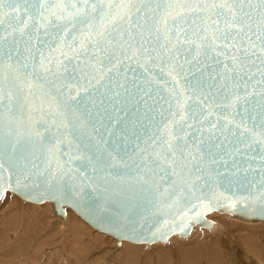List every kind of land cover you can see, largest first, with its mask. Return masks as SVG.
<instances>
[{"label": "water", "instance_id": "water-1", "mask_svg": "<svg viewBox=\"0 0 264 264\" xmlns=\"http://www.w3.org/2000/svg\"><path fill=\"white\" fill-rule=\"evenodd\" d=\"M132 243L264 222V0H0V198Z\"/></svg>", "mask_w": 264, "mask_h": 264}, {"label": "rangeland", "instance_id": "rangeland-1", "mask_svg": "<svg viewBox=\"0 0 264 264\" xmlns=\"http://www.w3.org/2000/svg\"><path fill=\"white\" fill-rule=\"evenodd\" d=\"M25 202L5 192L0 199V264H264V222L213 212L212 230L195 227L187 238L139 244L136 253L98 232L67 208ZM79 222L80 229L73 226Z\"/></svg>", "mask_w": 264, "mask_h": 264}, {"label": "bare ground", "instance_id": "bare-ground-1", "mask_svg": "<svg viewBox=\"0 0 264 264\" xmlns=\"http://www.w3.org/2000/svg\"><path fill=\"white\" fill-rule=\"evenodd\" d=\"M7 192H9V191H7ZM3 197V196H2ZM1 197V198H2ZM0 198V199H1ZM20 198V197H19ZM23 200V199H22ZM24 201V200H23ZM25 202H27V201H25ZM46 202H50V201H46ZM33 204H35V203H33ZM40 205L41 206H44V205H46L45 204V202H43V203H40ZM45 207V206H44ZM66 214H67V208H66ZM57 215V214H56ZM58 216V215H57ZM65 218H66V215H65ZM64 218V219H65ZM83 220V219H82ZM65 221L68 223V220H66L65 219ZM263 222V221H262ZM215 223V222H214ZM73 226H75L77 229H80V227H81V225L79 224V222H77V223H74L73 224ZM215 226H217V223H215L214 224V226H212L211 228H209V230H212ZM197 227H199V226H197ZM93 228V227H92ZM200 228H205V227H200ZM205 229H207V228H205ZM96 230V229H95ZM98 232H100V231H98ZM102 233V232H101ZM105 234V233H104ZM106 235V234H105ZM107 236H109V235H107ZM172 236H174V235H172ZM189 236V235H188ZM187 236V237H188ZM111 237V236H110ZM187 237H185V238H187ZM113 238V237H112ZM117 240V239H116ZM123 241V240H122ZM124 241H126V240H124ZM160 243V242H159ZM120 244H121V242H120ZM139 244H141V243H132V242H123L122 243V248L124 247L125 249H126V251L127 252H129V253H136L137 252V250H138V246H139ZM149 246V245H148ZM148 246H146V247H148Z\"/></svg>", "mask_w": 264, "mask_h": 264}]
</instances>
